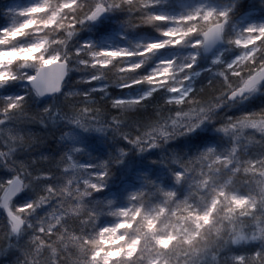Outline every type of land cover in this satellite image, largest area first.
I'll return each mask as SVG.
<instances>
[{
    "label": "clouds",
    "instance_id": "obj_1",
    "mask_svg": "<svg viewBox=\"0 0 264 264\" xmlns=\"http://www.w3.org/2000/svg\"><path fill=\"white\" fill-rule=\"evenodd\" d=\"M0 264H264V0H0Z\"/></svg>",
    "mask_w": 264,
    "mask_h": 264
},
{
    "label": "snow or ice",
    "instance_id": "obj_2",
    "mask_svg": "<svg viewBox=\"0 0 264 264\" xmlns=\"http://www.w3.org/2000/svg\"><path fill=\"white\" fill-rule=\"evenodd\" d=\"M212 38H214V35H213V34H209V39H212ZM45 63H46V64H51L52 62H51V61H46ZM53 77H54V73H53ZM50 79H51V78H49L48 81H45V83L50 82Z\"/></svg>",
    "mask_w": 264,
    "mask_h": 264
}]
</instances>
